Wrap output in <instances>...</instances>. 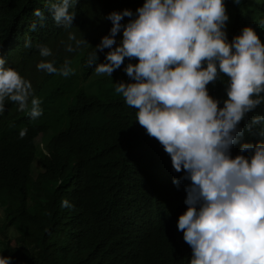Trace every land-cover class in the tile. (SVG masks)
<instances>
[{"label": "trees", "instance_id": "trees-1", "mask_svg": "<svg viewBox=\"0 0 264 264\" xmlns=\"http://www.w3.org/2000/svg\"><path fill=\"white\" fill-rule=\"evenodd\" d=\"M224 3L234 11L228 40L251 26L264 43V0ZM142 4L75 0L73 25L65 29L54 23L44 0H0V57L31 81L43 109L32 120L6 100L0 114V254L10 256L11 264H188L192 250L176 223L187 207L188 181L179 187L172 183L183 170H173L170 156L135 120L136 109L115 92L114 82L130 79L123 68L93 80L95 65L86 64L99 43L90 46L98 25H106L105 35L111 27L107 14L135 11ZM35 8L44 12L43 22L33 15ZM33 21L35 29L29 27ZM69 32L87 43L67 52L65 44L75 47ZM37 43L46 44L53 55L41 57ZM107 51L97 53V62H104ZM65 58L75 69L67 77L36 68L41 59H54L59 67ZM219 75L223 79L206 85L221 100L218 107L228 79ZM261 111L264 106L246 118ZM21 128H27L23 138ZM256 130L244 129L241 142H252ZM46 131L50 134L41 135ZM239 149L238 143L231 154ZM35 157L40 169L33 175L28 165ZM64 198L73 207L61 206Z\"/></svg>", "mask_w": 264, "mask_h": 264}, {"label": "clouds", "instance_id": "clouds-1", "mask_svg": "<svg viewBox=\"0 0 264 264\" xmlns=\"http://www.w3.org/2000/svg\"><path fill=\"white\" fill-rule=\"evenodd\" d=\"M239 3V0H233ZM57 26L73 25L75 0H44ZM33 15L44 20L40 8ZM124 17L129 19L122 22ZM111 27L100 38L86 64L96 74L111 76L124 64L130 78L120 80L115 92L135 108V120L170 156L177 187L184 189L186 210L178 216L177 230L191 247L188 264H264V43L251 26L241 28L229 41L224 0H143L135 11L113 10ZM37 21L29 25L35 29ZM117 33H122L117 40ZM67 52L87 43L69 32ZM115 45V46H114ZM25 46H29L27 43ZM41 57L53 55L37 43ZM104 62L98 52H104ZM137 58L136 63L131 59ZM65 58L41 59L36 68L69 76L75 71ZM219 70V71H218ZM226 74V98L209 94L206 85ZM7 101L26 110L32 120L43 114L30 80L0 57V114ZM244 121V128L240 122ZM257 128L252 142H241L244 129ZM27 128H21L23 138ZM240 145L233 156L231 149ZM61 206L73 207L66 198ZM0 254V264H11Z\"/></svg>", "mask_w": 264, "mask_h": 264}, {"label": "rangeland", "instance_id": "rangeland-1", "mask_svg": "<svg viewBox=\"0 0 264 264\" xmlns=\"http://www.w3.org/2000/svg\"><path fill=\"white\" fill-rule=\"evenodd\" d=\"M226 12H227L228 15H229V20L226 22V25H227V27H226V31H227V29H228V27H229V24H230V22L232 21L234 11H233V9H231V8H226ZM106 31H107V27H106V25H102V24L98 25V27H97V29H96V31H95V34H94V36H93V39H92V42H91L90 46H93V45H95L97 42H99V41H100V38H101L103 35H105ZM122 65H123V64H122ZM122 65H121L120 68L114 70L112 74H117V73H119V71H121L122 68H123ZM103 75L106 76L107 74H99V75H98V74L94 73V75H92L91 79L94 80L95 78H97V77H101V76H103ZM91 79H87V80H86V86H87V89H88V90H91V89H92ZM46 133L50 134L49 131H46V132L42 133L41 135L46 134ZM28 169H29L30 173L33 174V175H35V174L39 171L40 167H39V163H38V157H35V158H33V159L31 160L30 164L28 165ZM0 213H1V211H0Z\"/></svg>", "mask_w": 264, "mask_h": 264}]
</instances>
